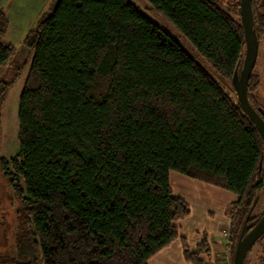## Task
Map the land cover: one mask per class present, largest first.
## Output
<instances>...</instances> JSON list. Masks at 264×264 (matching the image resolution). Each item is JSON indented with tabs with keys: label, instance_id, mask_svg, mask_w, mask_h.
Instances as JSON below:
<instances>
[{
	"label": "trees",
	"instance_id": "16d2710c",
	"mask_svg": "<svg viewBox=\"0 0 264 264\" xmlns=\"http://www.w3.org/2000/svg\"><path fill=\"white\" fill-rule=\"evenodd\" d=\"M144 1L52 0L19 57L3 42L9 20L0 8V72L11 70L0 79V113L33 54L19 155L0 158L20 222L17 253H0V264H148L178 238L188 261L206 264L208 241L191 251L180 236L191 207L174 197L172 173L237 197L227 213L232 262L243 228L263 217L254 208L264 142L232 83L246 49L237 0L227 9L221 0ZM252 5L260 38L264 0ZM142 7L182 34L210 71ZM259 82L253 74L256 110Z\"/></svg>",
	"mask_w": 264,
	"mask_h": 264
},
{
	"label": "rangeland",
	"instance_id": "374dc122",
	"mask_svg": "<svg viewBox=\"0 0 264 264\" xmlns=\"http://www.w3.org/2000/svg\"><path fill=\"white\" fill-rule=\"evenodd\" d=\"M135 1L139 2V0ZM140 1L144 4L146 3L144 0ZM235 1L221 0L220 4L224 9H227L232 8L229 5L234 4ZM51 5L52 0H0V8L7 14L9 20L8 31L3 42L11 44L16 49L18 52L17 57L24 54L23 43L25 37L36 27L38 21L44 14L50 13ZM142 11H145L150 18L167 30L200 65L209 70V67L182 34L168 25L160 15L152 14L146 11L144 7H142ZM233 14L236 15L237 13L233 12ZM261 39L263 42L261 41L262 46L259 52L256 73L260 75L259 79L261 80H259V83L262 84L261 90L264 91V32L261 35ZM32 55L27 53L26 56H29L27 60L28 64L12 88L8 91L0 113V158L3 157L9 161H12L19 155V99L31 65ZM10 73V65H8L0 72V79L3 76L5 78L4 74L9 77L11 75ZM256 97L261 104L264 103V99L260 94ZM171 176L174 178V188L179 193L178 197L182 199L185 197L192 201L190 207L193 209L194 216L197 215V212L204 216L203 218L198 216L194 225L198 227L203 224L206 225L205 223L210 222L208 220H212L213 218L220 222L217 228H219L221 234L222 245L217 251L216 264H227L231 258L230 248L232 247L230 246L228 248L226 244L227 239L224 236L226 232H230L231 226V219L227 213L232 212L233 207H231V202L232 200L235 202L237 197H234L230 192L223 191L217 187L177 173H172ZM178 180H181L182 183L177 184ZM258 195L259 197L254 208L255 215L264 209V187L258 192ZM229 196H232V198ZM223 201L225 202L224 204H222ZM16 209L17 203L13 200L7 179H5L0 169V253H17L16 239L19 234L20 222ZM263 249L264 238L254 246L251 253L249 252L246 264H257L258 257L262 254Z\"/></svg>",
	"mask_w": 264,
	"mask_h": 264
},
{
	"label": "water",
	"instance_id": "95a60500",
	"mask_svg": "<svg viewBox=\"0 0 264 264\" xmlns=\"http://www.w3.org/2000/svg\"><path fill=\"white\" fill-rule=\"evenodd\" d=\"M240 21L246 42L245 56L240 71L233 77V86L243 112L257 128L264 142V118L253 107L249 99V82L259 56V37L256 30L252 0H237ZM264 235V215L245 235L244 228L238 238L232 264H246L247 256L254 244Z\"/></svg>",
	"mask_w": 264,
	"mask_h": 264
},
{
	"label": "crops",
	"instance_id": "0c3cea01",
	"mask_svg": "<svg viewBox=\"0 0 264 264\" xmlns=\"http://www.w3.org/2000/svg\"><path fill=\"white\" fill-rule=\"evenodd\" d=\"M170 180H171L173 195L174 197H178L179 193L175 191L174 178H172L171 175H170ZM178 183H182L181 180H178L177 184ZM229 197L232 198V196H229ZM234 197L236 196L234 195ZM230 198L228 199L230 200ZM184 200L187 201L189 205L192 204L191 203L192 201L190 199L184 197ZM233 202L234 201L232 200L231 203ZM224 203L225 202L223 201L222 204ZM198 216H201V218L204 217L198 212H197V215L194 216L193 209H191L190 215L185 220H183L182 223L180 224L181 226L180 236L186 239V243L189 246V249L191 251H195L198 244L203 239H206L208 241L211 251L209 255L203 254L201 258L206 262V264H216V261H217L216 256L218 254L217 251L222 245L221 234H220L219 228H217L220 222L215 220V218L212 219L211 217H209L210 219H212V220H208L210 222H206L205 223L206 225L203 224L200 227H198L194 225V222ZM148 264H193V263L186 259V256L184 253V244L182 240L178 238L175 241H173L169 246H167L162 251H160L158 254H156L154 257H152V259L149 261Z\"/></svg>",
	"mask_w": 264,
	"mask_h": 264
},
{
	"label": "flooded vegetation",
	"instance_id": "af4514ba",
	"mask_svg": "<svg viewBox=\"0 0 264 264\" xmlns=\"http://www.w3.org/2000/svg\"><path fill=\"white\" fill-rule=\"evenodd\" d=\"M260 30H262V29H260ZM262 32H264V30H262ZM263 33H261V35H262ZM261 41L263 42V40L261 39V36H260V38H259V52H260V48H261V46H262V43H261ZM258 58H259V56H258ZM257 62H258V60H257ZM256 67H257V64H256ZM255 67V69H254V71H253V74L255 75V81H257V80H261V79H259L260 78V75L258 74V73H256V68ZM252 74V75H253ZM261 86H262V84L260 83V85H258V89L256 90V91H254V92H252V99L254 100V105L257 107V111L261 114V115H263L264 116V103H260V101L257 99V95L258 94H260V96L264 99V91H262L261 90ZM263 106V107H262ZM257 215V214H256ZM249 233V232H248ZM246 235V234H245ZM262 238H264V235L254 244V246L255 245H257L258 243H259V241L260 240H262ZM254 246L252 247V249L254 248ZM252 249L250 250V253L252 252ZM257 264H264V249H263V251H262V254L260 255V257H258V261H257Z\"/></svg>",
	"mask_w": 264,
	"mask_h": 264
},
{
	"label": "built area",
	"instance_id": "2783aa9c",
	"mask_svg": "<svg viewBox=\"0 0 264 264\" xmlns=\"http://www.w3.org/2000/svg\"><path fill=\"white\" fill-rule=\"evenodd\" d=\"M224 236H225L226 239H227L226 244L228 245V248H229V247L231 246V235H230V232H226V233L224 234ZM230 250H231V248H230ZM227 264H232L231 258L229 259V261H228Z\"/></svg>",
	"mask_w": 264,
	"mask_h": 264
}]
</instances>
